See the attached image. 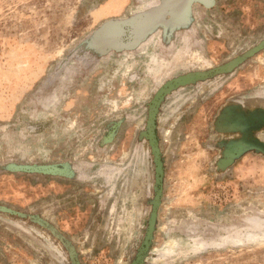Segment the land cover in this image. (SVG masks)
<instances>
[{"label":"rangeland","instance_id":"rangeland-1","mask_svg":"<svg viewBox=\"0 0 264 264\" xmlns=\"http://www.w3.org/2000/svg\"><path fill=\"white\" fill-rule=\"evenodd\" d=\"M163 1L0 0V264H264V0Z\"/></svg>","mask_w":264,"mask_h":264},{"label":"water","instance_id":"water-1","mask_svg":"<svg viewBox=\"0 0 264 264\" xmlns=\"http://www.w3.org/2000/svg\"><path fill=\"white\" fill-rule=\"evenodd\" d=\"M172 1V0H171ZM170 1V4H168V0H164L163 3H159V5L152 6L145 10L140 15H135L130 17L125 23L126 26H129L130 29L133 30L134 34L139 35H146V29L141 30L140 28H146L152 25L156 24H163V26L166 29V35L170 33L171 28H173L174 25H179L180 22H182L184 19H187V13H188V5H190L192 2H204V4L210 5V0H174L173 2ZM180 7H185V13L181 14L179 12ZM181 14V15H180ZM168 16V17H167ZM152 18L154 19L152 21ZM140 27V28H139ZM122 26L120 23H111L104 27L102 31H100L96 38L99 40V42L106 43H113L115 40H117L120 35L122 34ZM138 43V42H137ZM131 44H136V41H134ZM231 61L228 63L223 64L220 67L214 68L213 72H229L231 70ZM157 98V97H156ZM153 118H154V110L152 108L150 113V126L153 124ZM219 124H223L222 128H220L221 131H243L245 132L247 127H258L262 124H264V115L262 113H252L250 115H247L242 112H237L234 110L233 112L224 114L223 117L219 118ZM249 140L247 137H243L241 139H237L235 141H230L227 143L225 150H224V156L223 161L226 163H231L233 159L241 155L245 147H247ZM155 155L157 157L158 152L157 149L154 147ZM157 186L158 191L160 190L161 186V175H162V169L160 167V163H157ZM159 193V192H158ZM156 218V210L154 209L151 213L150 221H149V232L147 233L144 245L145 248L149 245V241L151 238V229L153 228L154 222Z\"/></svg>","mask_w":264,"mask_h":264},{"label":"bare ground","instance_id":"bare-ground-1","mask_svg":"<svg viewBox=\"0 0 264 264\" xmlns=\"http://www.w3.org/2000/svg\"><path fill=\"white\" fill-rule=\"evenodd\" d=\"M168 4H170V3H168ZM179 12H181V10Z\"/></svg>","mask_w":264,"mask_h":264}]
</instances>
